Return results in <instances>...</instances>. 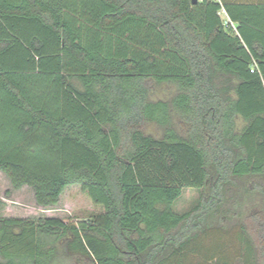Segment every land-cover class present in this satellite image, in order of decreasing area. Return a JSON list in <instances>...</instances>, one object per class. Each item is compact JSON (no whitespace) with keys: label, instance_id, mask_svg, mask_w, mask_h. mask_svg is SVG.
Segmentation results:
<instances>
[{"label":"trees","instance_id":"obj_1","mask_svg":"<svg viewBox=\"0 0 264 264\" xmlns=\"http://www.w3.org/2000/svg\"><path fill=\"white\" fill-rule=\"evenodd\" d=\"M0 172L102 208L0 216V264H264V3L0 0ZM213 233L233 261L196 247Z\"/></svg>","mask_w":264,"mask_h":264},{"label":"rangeland","instance_id":"obj_2","mask_svg":"<svg viewBox=\"0 0 264 264\" xmlns=\"http://www.w3.org/2000/svg\"><path fill=\"white\" fill-rule=\"evenodd\" d=\"M200 1V0H199ZM219 1V0H215ZM238 2L239 0H233ZM224 18V16H223ZM175 92V89L169 85H161L154 91L153 99L168 100ZM146 131L152 135H160L161 130L154 125L148 126ZM10 190V195L5 196V192ZM0 196L5 201V206L0 210V216L3 217H56L64 220H74L76 222L87 220L93 215L102 211L101 207L92 204L90 198L81 191L79 186L68 188L62 195L60 202L55 207L41 208L35 203L33 193L29 188H23L19 191H13L9 180L0 172ZM200 192L198 190L187 189L174 204V210L183 214L190 211L198 204ZM234 224H228L226 228ZM233 238L228 235H218L213 233L208 240L197 239L196 247L209 248V252L220 259V254L234 260L235 253L231 252L230 243ZM232 255V256H231ZM208 256H211L208 254ZM190 261L182 260L181 264H188Z\"/></svg>","mask_w":264,"mask_h":264},{"label":"built area","instance_id":"obj_3","mask_svg":"<svg viewBox=\"0 0 264 264\" xmlns=\"http://www.w3.org/2000/svg\"><path fill=\"white\" fill-rule=\"evenodd\" d=\"M219 14L224 16L223 23H224V25L226 27L231 26L234 30H236L235 24L230 20V18L228 16L227 12L225 11V9H222Z\"/></svg>","mask_w":264,"mask_h":264},{"label":"crops","instance_id":"obj_4","mask_svg":"<svg viewBox=\"0 0 264 264\" xmlns=\"http://www.w3.org/2000/svg\"><path fill=\"white\" fill-rule=\"evenodd\" d=\"M215 1V0H214ZM224 0H219L218 2H222ZM225 1H229V0H225ZM241 1H247V2H251V3H264V0H241ZM223 19V15H220Z\"/></svg>","mask_w":264,"mask_h":264},{"label":"water","instance_id":"obj_5","mask_svg":"<svg viewBox=\"0 0 264 264\" xmlns=\"http://www.w3.org/2000/svg\"><path fill=\"white\" fill-rule=\"evenodd\" d=\"M198 0H194V2L196 3Z\"/></svg>","mask_w":264,"mask_h":264}]
</instances>
